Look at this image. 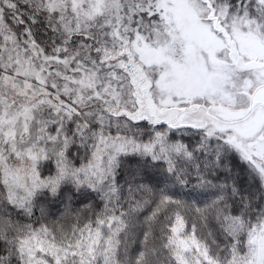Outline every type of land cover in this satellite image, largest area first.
Here are the masks:
<instances>
[{
  "label": "snow or ice",
  "instance_id": "obj_1",
  "mask_svg": "<svg viewBox=\"0 0 264 264\" xmlns=\"http://www.w3.org/2000/svg\"><path fill=\"white\" fill-rule=\"evenodd\" d=\"M0 264H264V0H0Z\"/></svg>",
  "mask_w": 264,
  "mask_h": 264
}]
</instances>
